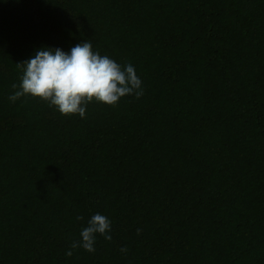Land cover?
Returning a JSON list of instances; mask_svg holds the SVG:
<instances>
[{"label":"trees","instance_id":"16d2710c","mask_svg":"<svg viewBox=\"0 0 264 264\" xmlns=\"http://www.w3.org/2000/svg\"><path fill=\"white\" fill-rule=\"evenodd\" d=\"M88 40L142 97L8 99ZM97 213L112 240L67 256ZM0 264H264V0H0Z\"/></svg>","mask_w":264,"mask_h":264},{"label":"clouds","instance_id":"9594fccd","mask_svg":"<svg viewBox=\"0 0 264 264\" xmlns=\"http://www.w3.org/2000/svg\"><path fill=\"white\" fill-rule=\"evenodd\" d=\"M17 67L23 74L20 83L12 85L16 91L8 99L15 103L21 97L30 96L64 116L86 118L87 105L92 102L115 106L122 97L134 95L139 99L144 94L142 81L132 64L122 66L107 55H101L93 50L89 40L76 44L69 52L41 48L32 58L17 63ZM111 230L112 222L108 217L94 214L82 228L81 238L72 242L66 255L71 257L72 249L78 248L94 253L97 234L111 241ZM141 233L142 229L138 228L137 235ZM120 251L127 254L129 249L122 246Z\"/></svg>","mask_w":264,"mask_h":264}]
</instances>
